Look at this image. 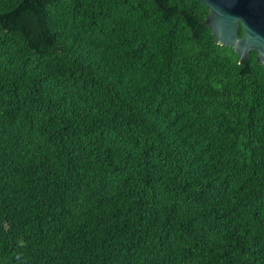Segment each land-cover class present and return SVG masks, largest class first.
<instances>
[{"label":"trees","instance_id":"16d2710c","mask_svg":"<svg viewBox=\"0 0 264 264\" xmlns=\"http://www.w3.org/2000/svg\"><path fill=\"white\" fill-rule=\"evenodd\" d=\"M209 12L0 0V264H264V65Z\"/></svg>","mask_w":264,"mask_h":264},{"label":"water","instance_id":"95a60500","mask_svg":"<svg viewBox=\"0 0 264 264\" xmlns=\"http://www.w3.org/2000/svg\"><path fill=\"white\" fill-rule=\"evenodd\" d=\"M209 8L205 24L217 45L232 47L240 60L258 53L264 65V0H201ZM243 28L244 35L239 31Z\"/></svg>","mask_w":264,"mask_h":264}]
</instances>
